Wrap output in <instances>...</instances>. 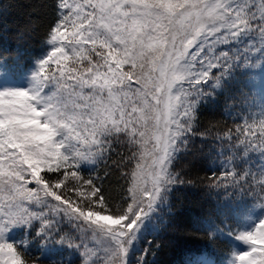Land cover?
<instances>
[{
    "label": "snow or ice",
    "instance_id": "obj_1",
    "mask_svg": "<svg viewBox=\"0 0 264 264\" xmlns=\"http://www.w3.org/2000/svg\"><path fill=\"white\" fill-rule=\"evenodd\" d=\"M55 12L51 51L31 88L0 92V264H31L6 234L34 221L41 233L73 226L83 264H130L141 222L182 183L172 163L197 135L209 94L201 85L219 87L237 63L264 61V0H55ZM259 116L237 128L231 167L212 187L249 175L235 171L237 148L264 153ZM121 140L130 147V186L117 207L80 165L96 164ZM236 238L250 245L236 264H264V220Z\"/></svg>",
    "mask_w": 264,
    "mask_h": 264
},
{
    "label": "trees",
    "instance_id": "obj_2",
    "mask_svg": "<svg viewBox=\"0 0 264 264\" xmlns=\"http://www.w3.org/2000/svg\"><path fill=\"white\" fill-rule=\"evenodd\" d=\"M55 20V0H0V84L20 80L47 50V32ZM25 25L34 27L21 37ZM213 74L220 72L214 69ZM201 87L209 94L197 110V135L187 137L188 144L172 163V171L182 183L173 186L166 199L141 222L130 264H200L202 255L219 263L231 250L230 238L237 235L243 218L264 197L260 187L264 181L260 174L264 171V153L252 151L243 156L242 147L236 149L232 163L237 173L247 171L249 175L239 183L233 184L229 178L212 187L231 167L227 157L234 155L235 149L229 144L235 143L237 128L242 129L245 120L251 123L264 113V61L257 56L248 65L237 63L219 87L211 80ZM228 131L233 141L218 139ZM129 151L123 140L113 141L96 164L85 161L80 165L81 174L96 179L117 207L125 206L130 186L126 179ZM40 228L39 221L31 227H11L6 240L16 244L31 264H83V249L75 247L81 243L80 233L73 226L62 221L43 233ZM66 234H70L71 244Z\"/></svg>",
    "mask_w": 264,
    "mask_h": 264
},
{
    "label": "rangeland",
    "instance_id": "obj_3",
    "mask_svg": "<svg viewBox=\"0 0 264 264\" xmlns=\"http://www.w3.org/2000/svg\"><path fill=\"white\" fill-rule=\"evenodd\" d=\"M49 45V44H48ZM51 51V45L47 47V50L44 51L34 62V64L23 74L22 78L13 83L4 82L0 84V92L3 91H14V90H29L31 88V81L33 73L38 70L40 62L47 57ZM71 184V181H68ZM106 214V213H104ZM264 218V197L260 203L256 204L253 209L247 214L245 219L243 218V223L239 226V231H252L254 227L262 221ZM139 233V232H138ZM237 236V235H236ZM230 238L231 241V250L226 253L224 261L220 263H215L212 259L202 255L200 258L202 263L200 264H236L235 254L242 253L249 250L250 245L245 244L242 241H239L237 238Z\"/></svg>",
    "mask_w": 264,
    "mask_h": 264
}]
</instances>
